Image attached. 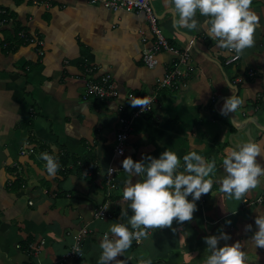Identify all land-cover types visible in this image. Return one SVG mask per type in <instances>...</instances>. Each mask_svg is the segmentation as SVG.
<instances>
[{"label": "crops", "instance_id": "obj_1", "mask_svg": "<svg viewBox=\"0 0 264 264\" xmlns=\"http://www.w3.org/2000/svg\"><path fill=\"white\" fill-rule=\"evenodd\" d=\"M152 5L165 38L178 50H188L194 70L178 89L159 91L153 110L133 121L123 157L113 161L125 97L152 94L173 56L162 52L155 68L143 65L141 51L151 45V40L141 41L140 31L148 35L143 14L84 0L37 5L0 0L3 18H12L0 24V264H55L82 229L87 231L81 240L82 257L62 264H99L104 233L113 223H127L120 215L123 210L131 215L122 197L129 176L122 159L158 157L165 149L180 157L177 171H184L182 158L190 151L207 162L215 159L208 177L212 189L196 201L191 220L174 219L171 227L149 229L147 237L137 243L134 239L117 259L127 264L149 258L152 264H203L209 255L204 237L227 232L229 239L219 243L238 242L244 264L264 262V247L251 238L257 229L255 217L264 216V199L261 204L244 202L262 195L264 175L240 200L229 198L219 183L225 175V149L250 139L264 146V0H252L250 7L259 16L254 44L234 65H225L229 51L208 37L206 17L199 11L197 27L187 28L174 24L178 13L169 0H152ZM17 24L41 40L42 56L15 36ZM84 65L92 73L84 74ZM103 75H110L120 98L82 100L85 79ZM229 96L242 103L223 115L221 106ZM42 152L58 157L60 169L54 176L47 174ZM256 159L264 166V150ZM66 165L73 167L61 171ZM109 166L116 173L108 191ZM106 200L111 218L94 219V209ZM247 224L252 228L246 229ZM40 241L34 257L28 256V245Z\"/></svg>", "mask_w": 264, "mask_h": 264}, {"label": "clouds", "instance_id": "obj_2", "mask_svg": "<svg viewBox=\"0 0 264 264\" xmlns=\"http://www.w3.org/2000/svg\"><path fill=\"white\" fill-rule=\"evenodd\" d=\"M169 4L178 13L174 20L177 26L196 28L197 11L206 17L207 35L216 39L219 46L234 50L237 54L253 46L254 32L259 16L252 11V0H169ZM132 106L141 109L148 106V98L136 97L129 100ZM241 99L229 96L221 106V114L233 113L240 105ZM264 146L255 140H248L238 147L225 149L222 165L225 175L219 180L221 191L229 198L240 200L248 190L259 184L264 175V166L257 161ZM45 170L54 176L60 165L58 157L42 152ZM184 171H177L180 157L176 152L165 149L158 157L148 155L140 160L125 156L121 165L129 174L126 186L122 189V197L128 201L131 215L123 210L120 215L127 217V223L116 222L109 226L99 241L101 254L99 264H127L125 259H117L120 254L131 247L133 240H140L149 235V229L164 226L171 227L173 220L184 222L191 220L197 208L196 201L202 194L210 193L213 180L208 178L216 167L215 159L207 162L206 158L195 151L183 156ZM111 170V168H109ZM138 178L133 182V177ZM191 196V199L188 197ZM227 223H230L228 221ZM256 231L252 235L256 246L264 247V216L255 217ZM251 229L252 224L245 225ZM227 241L229 234L204 237L209 255L203 264H244V252L238 242ZM139 264H152L151 259H141Z\"/></svg>", "mask_w": 264, "mask_h": 264}, {"label": "built area", "instance_id": "obj_3", "mask_svg": "<svg viewBox=\"0 0 264 264\" xmlns=\"http://www.w3.org/2000/svg\"><path fill=\"white\" fill-rule=\"evenodd\" d=\"M33 5L37 4H44L46 3V0H31ZM89 4H102L108 9H111L113 11H131L134 13H141L144 15V18L147 23V30L148 35L144 34L145 32L140 31L141 35V41L142 43H147L148 40H151V45L148 47H145L141 51V61L143 65L147 69H153L158 65V55L162 52H168L173 56V59L171 60V66L169 69H166V72L164 75L155 81V87L154 92L149 95L145 96H136V95H127L124 99L125 103L120 106V112L122 114L118 117V124L119 129L115 134V147L113 151V161L120 160L124 153H125V145L127 142V138L129 134L132 131V125L133 121L147 113H150L154 105L157 102V94L160 90H163L165 88H171L178 89L182 83V81L188 77L189 74H192L193 67L190 66V59H189V53L187 49L184 50H178L177 48L173 47L168 40L165 38L163 31L161 27L158 25V16L156 15L152 0H84ZM4 14L3 10H0V15ZM10 22L11 19L5 20L0 19V24ZM18 36L25 41V43L31 44L36 48V51L38 55L42 56L43 52L41 50V47L43 43L36 35H28L25 34L23 31L18 33ZM229 56L225 60V65H234L236 64L241 56L240 53L237 54L234 50H229ZM186 66V69H182ZM93 69L84 65L83 72L86 73H92ZM248 76H252V73H249ZM241 78L236 79L237 83ZM141 97V98H148L151 103L146 106L145 108L141 109L140 106H132L129 103V100L132 98ZM89 98H97L101 100H111V99H119L120 94L116 87L113 85V82L111 80L110 75H103L99 78H87L84 82V92L82 95V100H87ZM127 103V104H126ZM128 107V111L127 110ZM22 152V151H21ZM56 156V155H54ZM43 160V159H42ZM59 162V160H58ZM43 163L45 164V161L43 160ZM60 164V162H59ZM77 166L82 167L81 162L76 163ZM73 165H66L62 168L61 171H66L68 169H72ZM111 168V170H109ZM107 169V173L105 176V182L107 185L108 191L111 190L114 187L113 183V176L116 173V170L109 166ZM60 169V168H59ZM109 196V193L107 194V197ZM264 197V192L261 196L257 197L256 199L252 201L244 200V202L247 205L251 204H261ZM202 196L200 197V199ZM28 204H32V202H29ZM109 204L106 200L102 205H100L97 209H99L96 214L95 218H104L107 216V218L111 217L110 212L108 211V215H106L105 210L108 208ZM86 229L80 230L76 235L72 237V243L69 247V251L67 254L63 257V259L60 260V264L65 261V259H74L79 260L82 257V245L81 240L82 236L86 233ZM38 243L42 244V242H37L33 244H29L26 252L28 256L34 257L38 250ZM28 264H34L31 262H28Z\"/></svg>", "mask_w": 264, "mask_h": 264}, {"label": "bare ground", "instance_id": "obj_4", "mask_svg": "<svg viewBox=\"0 0 264 264\" xmlns=\"http://www.w3.org/2000/svg\"><path fill=\"white\" fill-rule=\"evenodd\" d=\"M154 11H155V10H154ZM155 13H156V12H155ZM137 14H141V13H137ZM156 15H157V14H156ZM1 16H4V15H3V14L0 15V19H5V20L11 19V21H12V18H6V17H5V18H1ZM11 21H10V22H11ZM10 22L8 21V22H6V23H10ZM160 54H161V53H160ZM170 66H171V65H170ZM170 66H169L167 69H169ZM182 69H183V68H182ZM165 72H166V71H165ZM165 72H164V73H165ZM163 75H164V74H163ZM171 88H173V87H171ZM98 207H99V206H98ZM98 207H97V208H98ZM97 208H95V209H94V212H93V217H94V219H96V220H97V219H108L107 216L104 217V218H95V214H96V212L99 210V209H97ZM108 211H109V209L106 208V210H105L106 215H108ZM110 214H111V213H110ZM110 218H111V217H110ZM135 242L137 243V242H139V240H135ZM42 244H43V242H42ZM68 251H69V250H68ZM68 251H66V253L64 254V256L67 254ZM82 253H83V251H82ZM64 256H63V257H64ZM63 257H62L61 259H63ZM61 259H60V260H61ZM60 260H59L58 262H56L55 264H60ZM65 260H66V259H65ZM61 264H62V263H61Z\"/></svg>", "mask_w": 264, "mask_h": 264}, {"label": "trees", "instance_id": "obj_5", "mask_svg": "<svg viewBox=\"0 0 264 264\" xmlns=\"http://www.w3.org/2000/svg\"><path fill=\"white\" fill-rule=\"evenodd\" d=\"M4 16H1V18H3ZM22 30H24L23 29V27H21V26H19L18 24H17V26L15 27V31H16V34H15V36L16 35H18V33L20 32V31H22ZM64 164V163H63ZM264 199V198H263Z\"/></svg>", "mask_w": 264, "mask_h": 264}, {"label": "rangeland", "instance_id": "obj_6", "mask_svg": "<svg viewBox=\"0 0 264 264\" xmlns=\"http://www.w3.org/2000/svg\"><path fill=\"white\" fill-rule=\"evenodd\" d=\"M162 29V28H161ZM264 257V256H263ZM252 259L251 260H255V261H257L258 260V258H256V257H251ZM263 260V259H262ZM261 261V259L260 260H258V263ZM262 264H264V262L262 263Z\"/></svg>", "mask_w": 264, "mask_h": 264}]
</instances>
